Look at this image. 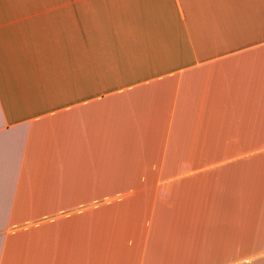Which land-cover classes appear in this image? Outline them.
Here are the masks:
<instances>
[{
  "label": "crops",
  "instance_id": "0c3cea01",
  "mask_svg": "<svg viewBox=\"0 0 264 264\" xmlns=\"http://www.w3.org/2000/svg\"><path fill=\"white\" fill-rule=\"evenodd\" d=\"M0 264H264V0H0Z\"/></svg>",
  "mask_w": 264,
  "mask_h": 264
}]
</instances>
